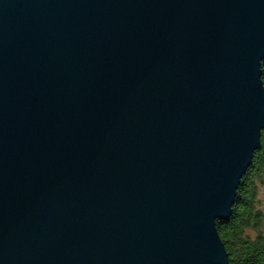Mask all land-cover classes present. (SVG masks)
<instances>
[{"label": "water", "instance_id": "obj_1", "mask_svg": "<svg viewBox=\"0 0 264 264\" xmlns=\"http://www.w3.org/2000/svg\"><path fill=\"white\" fill-rule=\"evenodd\" d=\"M263 61L264 0H0V264H228Z\"/></svg>", "mask_w": 264, "mask_h": 264}, {"label": "trees", "instance_id": "obj_2", "mask_svg": "<svg viewBox=\"0 0 264 264\" xmlns=\"http://www.w3.org/2000/svg\"><path fill=\"white\" fill-rule=\"evenodd\" d=\"M264 84V61L262 62ZM228 264H264V129L261 145L241 179L232 213L217 221Z\"/></svg>", "mask_w": 264, "mask_h": 264}]
</instances>
